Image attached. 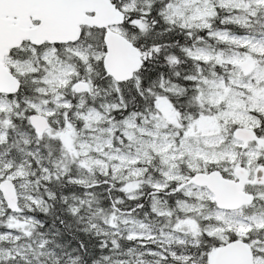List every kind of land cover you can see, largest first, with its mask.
Masks as SVG:
<instances>
[{
  "label": "snow or ice",
  "instance_id": "6c2138e0",
  "mask_svg": "<svg viewBox=\"0 0 264 264\" xmlns=\"http://www.w3.org/2000/svg\"><path fill=\"white\" fill-rule=\"evenodd\" d=\"M0 264H264V0H0Z\"/></svg>",
  "mask_w": 264,
  "mask_h": 264
}]
</instances>
